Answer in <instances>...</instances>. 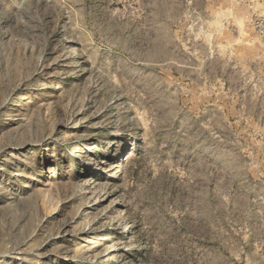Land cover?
I'll use <instances>...</instances> for the list:
<instances>
[{"label": "rangeland", "instance_id": "1", "mask_svg": "<svg viewBox=\"0 0 264 264\" xmlns=\"http://www.w3.org/2000/svg\"><path fill=\"white\" fill-rule=\"evenodd\" d=\"M0 264H264V0H0Z\"/></svg>", "mask_w": 264, "mask_h": 264}]
</instances>
